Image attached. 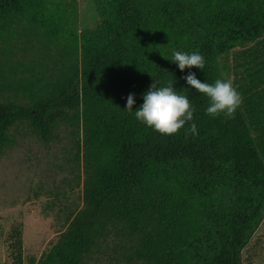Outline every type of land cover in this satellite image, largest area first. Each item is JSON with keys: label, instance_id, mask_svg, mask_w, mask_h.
<instances>
[{"label": "trees", "instance_id": "16d2710c", "mask_svg": "<svg viewBox=\"0 0 264 264\" xmlns=\"http://www.w3.org/2000/svg\"><path fill=\"white\" fill-rule=\"evenodd\" d=\"M74 2L0 0V157L14 129L48 146L67 127L85 174L83 208L30 264H85L113 234L132 244L125 264H243L264 221V0H95L101 24L82 34ZM13 26L24 43L45 44L28 77L9 59ZM173 50L204 56L203 72L192 71L208 83L225 79L219 59L236 52L233 118L206 115L207 98L180 89L188 69L170 61ZM153 81L188 96L198 135L188 124L161 135L123 110ZM13 237L22 264L21 232Z\"/></svg>", "mask_w": 264, "mask_h": 264}, {"label": "rangeland", "instance_id": "374dc122", "mask_svg": "<svg viewBox=\"0 0 264 264\" xmlns=\"http://www.w3.org/2000/svg\"><path fill=\"white\" fill-rule=\"evenodd\" d=\"M49 1H76L77 17L72 23L79 34L94 31L101 24L95 0ZM19 28L8 29L6 46L17 53L9 56L12 62L26 63L27 68L19 69V76L28 77L26 69H33L34 57L40 63L39 50L45 44L24 43ZM50 46L55 50L54 44ZM236 59V52L219 59L224 78L230 79L232 84ZM35 69L42 71L40 66ZM21 85H25L24 81ZM12 134L16 136L15 146L0 157V264H15L11 249L17 239L13 237L14 230L21 232L22 264H30V259L39 261L43 253L51 249L67 228L69 218L83 208L85 174L76 154L77 137L70 128H61L48 146L33 137L26 127L12 130ZM131 254L132 244L128 238L113 234L85 264H125ZM243 264H264V221L243 251Z\"/></svg>", "mask_w": 264, "mask_h": 264}, {"label": "clouds", "instance_id": "9594fccd", "mask_svg": "<svg viewBox=\"0 0 264 264\" xmlns=\"http://www.w3.org/2000/svg\"><path fill=\"white\" fill-rule=\"evenodd\" d=\"M171 62L177 69L186 75L180 79L186 87L180 89H194L207 98L204 109L206 115L216 118L223 116L225 119L234 117L236 110L242 103V96L233 86L230 79H216L213 83L201 81L193 68L203 72L205 58L199 52H185L173 50ZM174 81L164 86H157L153 81L148 89L141 94L142 103L133 110L136 103L134 93H129L124 106L125 111L134 115L135 119L146 127L161 135L171 136L177 134L186 124L185 134L198 135L197 124L194 121L195 106L183 91L176 89ZM191 122V123H188Z\"/></svg>", "mask_w": 264, "mask_h": 264}]
</instances>
